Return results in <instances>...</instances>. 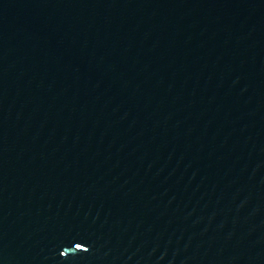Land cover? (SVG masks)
I'll return each mask as SVG.
<instances>
[{"label":"water","instance_id":"water-1","mask_svg":"<svg viewBox=\"0 0 264 264\" xmlns=\"http://www.w3.org/2000/svg\"><path fill=\"white\" fill-rule=\"evenodd\" d=\"M0 264H264V0H0Z\"/></svg>","mask_w":264,"mask_h":264},{"label":"snow or ice","instance_id":"snow-or-ice-1","mask_svg":"<svg viewBox=\"0 0 264 264\" xmlns=\"http://www.w3.org/2000/svg\"><path fill=\"white\" fill-rule=\"evenodd\" d=\"M81 247V245L80 244H77V248H80ZM85 251H87L86 249H84Z\"/></svg>","mask_w":264,"mask_h":264}]
</instances>
